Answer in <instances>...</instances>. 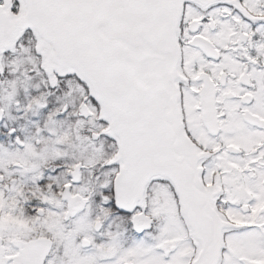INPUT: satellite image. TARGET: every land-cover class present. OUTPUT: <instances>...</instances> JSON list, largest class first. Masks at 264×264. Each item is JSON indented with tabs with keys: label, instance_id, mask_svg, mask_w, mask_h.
<instances>
[{
	"label": "snow or ice",
	"instance_id": "1",
	"mask_svg": "<svg viewBox=\"0 0 264 264\" xmlns=\"http://www.w3.org/2000/svg\"><path fill=\"white\" fill-rule=\"evenodd\" d=\"M0 264H264V0H0Z\"/></svg>",
	"mask_w": 264,
	"mask_h": 264
}]
</instances>
